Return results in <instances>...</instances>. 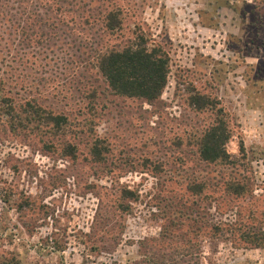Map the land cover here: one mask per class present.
<instances>
[{"label":"rangeland","instance_id":"obj_1","mask_svg":"<svg viewBox=\"0 0 264 264\" xmlns=\"http://www.w3.org/2000/svg\"><path fill=\"white\" fill-rule=\"evenodd\" d=\"M18 3L0 0V76L7 84L0 96L33 98L89 121L74 123L83 131L75 134L72 158L62 143L73 139L71 128L47 148L38 137L10 131L0 115V264H264V247H237L232 235L201 240L183 258L182 244L151 241L169 218L181 216L169 198L188 196L187 176L189 182L217 176L229 191L242 186L231 201L221 199L235 212L248 214V189L264 204V0ZM36 5L57 27L44 26L52 36L21 50L18 12ZM107 16L118 19L115 29L106 28ZM136 42L169 56L161 96L151 102L105 91L92 97V88L104 86L93 67L95 49ZM195 94L210 104H193ZM218 122L229 130L233 161L204 162L201 139ZM97 134L110 150L105 164L90 161Z\"/></svg>","mask_w":264,"mask_h":264},{"label":"trees","instance_id":"obj_2","mask_svg":"<svg viewBox=\"0 0 264 264\" xmlns=\"http://www.w3.org/2000/svg\"><path fill=\"white\" fill-rule=\"evenodd\" d=\"M17 1L21 3V0ZM21 8L23 7L21 6ZM35 8L31 10L23 8L18 12L22 14L17 20L19 21L17 25L23 36L22 41L18 43L24 45L21 50L31 48L34 45L32 41L41 46L44 41L52 36V32L42 31L44 26L57 27L52 17L42 16L38 13L37 5ZM1 9L3 10L2 5H0V11H2ZM3 15L2 19L8 20ZM107 18L109 22L106 24V28L115 29L118 26V19L111 16H107ZM95 53L96 63L93 64V67L97 68L100 73L99 80L103 82L104 86L101 91L92 88V97L105 91L121 96L138 97L151 102L161 96L167 85L169 56L160 47L155 46L150 49L145 44L136 42L122 48L95 49ZM0 85V91L5 90L7 84L1 76ZM6 91L11 93L12 90ZM192 103L200 107L210 104L206 96L201 94L192 96ZM0 115L7 117L6 122L8 121L10 131H14L24 138L38 137L39 141H42L47 148L56 147L57 143H60L61 136H66L67 129L71 128L73 139L64 140L62 143L66 151L64 155H71L72 158L76 157V139L80 138L75 134L79 133L81 135L83 131L78 130L74 123L78 121L79 127H84L89 121L85 115L82 120H78L76 117L71 118L69 113L65 111L56 112L43 107L36 99L24 98L17 101L7 94L0 96ZM90 139H92L89 154L91 155L90 161L104 164L107 160L110 162L109 156H105V150H109L107 143L104 141L105 139L98 134ZM229 139V130L223 122L212 125L201 139L200 159L204 162L233 161L229 160L231 158L227 150ZM216 177L212 176L210 178L203 175L202 177H196L193 182H189V176L183 177L187 186L186 190L190 193L188 196L184 194L178 197L173 194L174 196L169 198L172 207H175L174 214L181 213V216L174 215L169 218L168 223H170V226L163 228L160 237L151 241L160 244L167 242L173 245L182 244L183 248L179 252L182 258L193 256L190 251L200 245L201 240L212 241L222 237L227 238L224 235H232L231 241L233 245H238L237 247H264V204L260 205L259 197L253 193L252 189H248V214L243 210H236L235 212V208H232L229 204L234 196L242 194L243 187L229 191L228 184L224 183L225 186H222ZM167 180L180 183L175 178ZM219 192H223L222 197L218 195ZM125 193L131 195L132 191L127 188ZM224 197L230 198V201L228 200L224 204L226 206H222L221 199H224ZM227 212H232L235 218L227 221L217 218V215ZM247 216L248 221L245 220ZM170 260L175 261L174 258ZM4 264H8V262Z\"/></svg>","mask_w":264,"mask_h":264}]
</instances>
